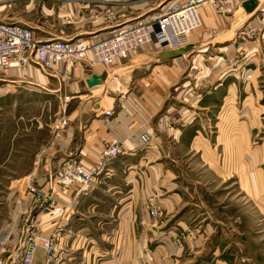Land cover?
I'll return each mask as SVG.
<instances>
[{"label":"crops","instance_id":"obj_1","mask_svg":"<svg viewBox=\"0 0 264 264\" xmlns=\"http://www.w3.org/2000/svg\"><path fill=\"white\" fill-rule=\"evenodd\" d=\"M101 1L66 3V13L84 20L71 27L72 31L63 39H77L84 33L98 36L100 30L116 28V18L104 23L105 26L84 24L94 22L91 19L103 12L99 9L101 6L95 4ZM232 1L238 12L236 17H233L235 14L212 13L207 5L201 6L202 33L195 34V40L180 47L184 52L179 56L168 57V53L176 49L162 48L152 42L131 52L125 60L115 62L109 71L102 66L64 67L61 62L51 70H43L33 63L23 70L27 74L42 71L39 76L42 81L38 82L42 86L47 84L44 78H58L59 72L66 69L69 81L62 89L46 90L83 103L78 113L79 117L84 115L82 120L77 118L76 123L59 127L48 145L39 152L37 148L33 157L39 166L34 178L37 183L54 184L51 182L53 173L62 158L77 156L85 166H90L95 163L104 142H118L123 146V151L95 176L86 194L73 197L59 186H51L54 198L47 204L62 206V214L50 217L45 211L34 212L35 200L25 192L30 200L22 209L26 207L29 213L37 214L42 233L53 234L49 264H264V250L260 245L264 243V234L260 232L264 224L262 215L257 216L255 230L249 233L244 228V216L239 213L245 202L236 204L238 214L227 215L231 217L227 221L228 234H220L214 245L210 223L218 226L223 220L208 218L214 206L217 212L232 207L223 201L216 202L213 195L218 188L219 194L228 189L223 185L231 177L225 174L227 166L222 161L232 147L237 151L234 162L243 167V171L235 175L238 178L243 174L245 180L237 191L252 200L249 206L255 211L260 213L264 209V140L253 144L264 114L260 103L264 96L260 89L264 76L261 53L264 42L261 37L251 39L246 27H241L250 20L249 23L260 29L264 26V12H245L242 0ZM252 1L258 5V0ZM94 10L101 12L92 13ZM148 15L127 14L119 25L140 22ZM31 29L36 37L38 30ZM213 29L217 34L209 33ZM262 33L264 35V30ZM233 56L237 58L229 59ZM12 68L15 67L4 71ZM92 75L102 77L99 84H87ZM109 79L117 80L119 88H110ZM103 85L105 93L94 94ZM170 103L179 106L173 107ZM106 109H112V114L104 115ZM230 124H237L243 134L230 139ZM213 129L214 142L210 140ZM144 132L151 137L148 146L139 139ZM20 149V144L14 146L13 154L20 155ZM1 164L4 160H0V171ZM200 172L205 177L209 175L208 180H217L210 183L215 192L210 190L203 197L198 185L203 177ZM154 205L165 212L157 224L150 214ZM197 210L203 212V217L194 222L190 212ZM192 224L203 225V234H198L192 242L187 240L183 248H179L169 231ZM10 225L12 239L2 256L6 264H20L23 231L18 233L20 221L17 219ZM202 250L205 253H200ZM45 258L39 248L32 264H45Z\"/></svg>","mask_w":264,"mask_h":264},{"label":"rangeland","instance_id":"obj_2","mask_svg":"<svg viewBox=\"0 0 264 264\" xmlns=\"http://www.w3.org/2000/svg\"><path fill=\"white\" fill-rule=\"evenodd\" d=\"M71 1L73 0H0V20L9 23L24 25L29 28H35L36 30H38V34L36 35V37L39 39H48L53 37L63 38L65 37L64 35L72 31L74 25L84 20L80 17H76V15L74 16L71 13H66L65 7L68 6V4L66 3ZM258 1L259 2L258 5H256L257 7L255 11L258 10V12H264V0ZM183 2L184 0H102L101 2L95 4H99L101 6L99 9H102L101 11L103 12L100 13V10L99 12H96L94 10L92 13H100V15L96 18L91 19L94 20V22L90 20V22L92 23H88V21H85L84 24H88L89 26H91L95 23H100V26H105L104 23L113 22L114 18H116L115 22H117L116 25L117 27H119L123 26L119 24H122V21L126 18L127 14L128 16H135L140 13L149 14L147 18H144L140 22H149L150 24H152L157 14H161L175 7H179L183 4ZM208 7L213 13V9L210 6ZM84 13H86V11ZM237 13L238 12H236L234 1L231 0V5L229 6L227 12L224 13V15L230 16L231 14H235L233 17H236L238 15ZM131 20L133 19L129 18V21ZM249 21L250 20L243 22V24H241V27L243 29L244 27H246V30L251 35V39L261 37L262 42H264V35L262 33L264 30V26H260L259 29L253 23H249ZM126 22L128 21L126 20ZM132 22L133 24H135V21ZM202 29L203 28L200 27L197 30L189 33V39L191 41L195 40V34H201ZM111 31L112 28H109L103 31L100 30V33H98L100 35L98 36H90V34L84 33L80 34L77 37L85 39H95L97 37L102 38L104 36H109V34H111ZM192 35L193 37H191ZM196 44L200 45V42L197 41ZM262 45L263 47H261V53L264 55V44ZM236 58V56H233L229 59L234 60ZM33 64L38 66L35 62ZM75 65H68V67H72ZM63 66L66 67L64 64ZM65 70L66 69L61 70L63 71L62 73L59 72L58 78L52 77L58 80L57 82L56 80L54 81L50 76L48 78L43 77V80H46L47 84L42 86L38 83L42 81V77H39L41 74H43L42 71H38V73L33 72L32 74H27L22 69L12 68L0 73V160H4V164H1L2 168L0 171V230L6 227H10V224L17 219L20 221V229L18 233H20L21 230L23 231L22 239L24 238V240L26 237V220L32 213H29L26 207L22 209V206L24 204L28 205V200H30V198H26V191L24 190V186L23 184H21V182L23 178L31 173L32 169L34 168L33 165L36 159L33 160V157L37 152L43 149L45 145H48L51 139L60 130L59 127H61V119L64 118L66 120V125H62V127H67L68 124L70 125L71 123H76L77 118H80L81 120L84 118V115H80V117L78 116V113H80V110H82L83 107V103L81 102V100L61 98L60 95L51 94L46 90V88L52 90L62 89L63 85H65L69 81V78L65 76L67 74H65ZM106 70L109 71L111 70V68H106ZM110 73L114 74V72ZM3 79L19 80V82L17 83L6 81L4 83ZM107 84L112 89H116L118 87V82L115 79H109V81H107ZM260 89L263 91L264 95V76L263 80L260 82ZM102 93H105L104 85L100 87L96 92H94V94L96 95H100ZM172 95L173 94L170 93V96ZM176 102L179 103L178 100H176ZM260 103L264 107V96L262 97ZM170 104L173 107L176 105L173 103ZM72 112H75L76 114H71ZM261 116L262 123L259 128L260 130H258L256 132V135L254 136L255 141L253 142V144H257L264 140V114H262ZM236 125L237 124L232 126V124H230V126L228 127V136L230 139L235 135H237L236 137H238L239 135L243 134V132L239 130ZM211 133L212 134L210 140L214 142V129ZM230 133L232 135H230ZM259 137H261V139H259ZM19 144L21 145L20 150L22 152L20 155H14V146H18ZM223 157L224 158L222 163L223 165H225V167L227 166L225 174H227L231 178L229 179V182H227V184L223 185L224 187H228L227 191H223V194H219L218 191L220 190V188H218L217 193L213 195L215 196L214 200L216 202L223 201L228 203L232 207H230L228 211L220 209V211L217 212L215 208L217 206H214L213 210H210L208 212L211 213V215L209 214L208 218L213 219L214 217L215 219L223 220V223L220 224L219 222L218 226H215L217 223H210V226L213 227V232L211 233L213 235L212 245H214L218 238L221 237L220 234L222 236L228 234L229 225L227 221L231 217H228L227 215L229 214L230 216H235L236 214H238L236 207V204L238 203L245 202V207L241 208V210H239V213L244 216L243 218L246 222L244 228L249 233H253L252 230H255L254 227L256 226L254 223L257 220V216L262 215L261 220H264V209H261V212L258 213L251 206H249V203H251L252 200L248 199L247 196L243 197V195L237 191L238 186H240L242 183H245L243 174L238 175V178L235 175V173L240 174V172L243 171V167H240L241 164L235 163L233 160V158L236 159L237 157V151L233 147L229 148ZM218 159L219 163L220 158ZM38 172L39 166L37 167L35 176L38 174ZM200 173H202V176L204 175L203 172ZM208 176L209 175H207L206 177H200V179L198 180V185L199 187H201L200 190L202 193V197L204 193L208 194L210 190H213L212 192H215V189L210 188V183H216L217 180H208ZM33 181L38 186L43 185L37 183L35 179H33ZM244 191L246 190L244 189ZM164 213V211L157 209V207L154 205V207L150 210L151 216L155 219L154 224H157L162 216L164 218ZM185 213L189 214V212ZM190 214L192 215L193 219H195L194 222H197V220L203 217V212H199L198 210L192 211L190 212ZM198 225L199 224H192V226H186L185 228L177 227L173 230L169 229L171 237H174V239L172 240L179 248H183L186 242H188L187 240H190V242H192L198 234H203V225L201 227H199ZM263 228L264 224H261V234H264V230H262ZM24 240H22V242ZM260 245L263 251L264 243H261ZM200 253H205V250H202Z\"/></svg>","mask_w":264,"mask_h":264},{"label":"built area","instance_id":"obj_3","mask_svg":"<svg viewBox=\"0 0 264 264\" xmlns=\"http://www.w3.org/2000/svg\"><path fill=\"white\" fill-rule=\"evenodd\" d=\"M202 3L209 4L216 12H227L231 0H184L183 4L171 10L157 14L153 23L140 22L114 28L109 36L99 39L48 38L38 40L33 30L27 26L0 20V73L8 67L26 69L32 63L43 70H51L56 63L65 66L79 64L87 68L102 66L105 71L115 62L125 60L129 54L153 41L162 48L178 49L190 41V34L201 25L199 8ZM251 37V35H247ZM116 79V75H114ZM109 87H106V91ZM108 116L112 109L103 112ZM66 125V120H60V126ZM141 144L148 146L151 137L148 132L139 136ZM123 151L118 142H104L95 163L85 166L77 156L62 158L55 169L51 185L48 181L42 186L36 185L35 178L38 163L34 162L32 172L26 175L21 184L24 190L35 200L33 211H45L50 217L62 214V206H48L53 200L52 185H57L65 193L73 197L90 191L95 176L106 168L111 158ZM47 184V185H46ZM37 214H31L26 220L27 235L23 241L20 264H32L34 253L39 248L50 263L53 254V234H44L39 228ZM12 239V229L6 227L0 230V264H6L2 256Z\"/></svg>","mask_w":264,"mask_h":264},{"label":"water","instance_id":"obj_4","mask_svg":"<svg viewBox=\"0 0 264 264\" xmlns=\"http://www.w3.org/2000/svg\"><path fill=\"white\" fill-rule=\"evenodd\" d=\"M241 6L244 8V10L248 13L255 11L256 9V3L252 0H244L241 4ZM184 52L183 48H178L174 50L173 52L168 53V57H175L179 56ZM101 76L100 75H92L88 80L87 84L90 86L99 84L101 81Z\"/></svg>","mask_w":264,"mask_h":264},{"label":"bare ground","instance_id":"obj_5","mask_svg":"<svg viewBox=\"0 0 264 264\" xmlns=\"http://www.w3.org/2000/svg\"><path fill=\"white\" fill-rule=\"evenodd\" d=\"M203 5H208V6H210L209 4H207V3H202L201 4V6H203ZM201 6H200V8H201ZM211 7V6H210ZM200 8H199V11H200ZM212 8V7H211ZM213 9V8H212ZM213 11H215L214 9H213ZM222 13H225V12H222ZM199 16H200V12H199ZM201 18V17H200ZM200 27H202V20H201V25H200ZM199 27V28H200ZM210 34H212V35H215V34H217V32H216V30H211L210 32H209Z\"/></svg>","mask_w":264,"mask_h":264}]
</instances>
